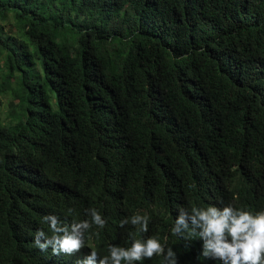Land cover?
Segmentation results:
<instances>
[{
  "label": "trees",
  "instance_id": "1",
  "mask_svg": "<svg viewBox=\"0 0 264 264\" xmlns=\"http://www.w3.org/2000/svg\"><path fill=\"white\" fill-rule=\"evenodd\" d=\"M220 203L264 208V0H0V264H74L33 233L89 207L98 255L140 212L219 264L169 228Z\"/></svg>",
  "mask_w": 264,
  "mask_h": 264
},
{
  "label": "clouds",
  "instance_id": "2",
  "mask_svg": "<svg viewBox=\"0 0 264 264\" xmlns=\"http://www.w3.org/2000/svg\"><path fill=\"white\" fill-rule=\"evenodd\" d=\"M178 205H176L177 207ZM72 209L66 213L71 214ZM47 231L37 228L32 245L41 252L51 249L53 255L72 256L82 247L89 251L74 261V264H142L145 259H158L159 264H178L172 246L148 232L150 216L136 212L121 218L117 223L123 228L130 225L124 245L109 244L106 253L98 255L96 249L87 244L107 224V219L96 207L84 210V218L63 222L56 214L41 218ZM169 232L181 241L189 251V241L196 239L198 259L219 264H264V208L256 211L236 207L231 203L192 205L180 207L171 222Z\"/></svg>",
  "mask_w": 264,
  "mask_h": 264
}]
</instances>
